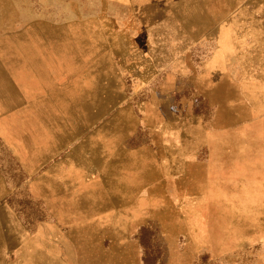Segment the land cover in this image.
<instances>
[{
	"label": "rangeland",
	"instance_id": "rangeland-1",
	"mask_svg": "<svg viewBox=\"0 0 264 264\" xmlns=\"http://www.w3.org/2000/svg\"><path fill=\"white\" fill-rule=\"evenodd\" d=\"M0 18L103 94L70 104L69 195L0 145V264H264V0H0Z\"/></svg>",
	"mask_w": 264,
	"mask_h": 264
},
{
	"label": "crops",
	"instance_id": "crops-1",
	"mask_svg": "<svg viewBox=\"0 0 264 264\" xmlns=\"http://www.w3.org/2000/svg\"><path fill=\"white\" fill-rule=\"evenodd\" d=\"M26 24L19 20L8 27L0 18V145L12 153L14 161L32 160V163H16L15 167L47 169V180L57 185L61 193L69 195L72 189L85 183L87 168L81 154L85 148L82 144L85 143L86 117L78 112L73 118L78 121V128L72 127L70 104L100 103L101 78L96 68L89 74L86 63L81 68L78 55L76 63L71 64L69 50L39 46L36 27ZM232 37L230 32L224 31L220 54L224 64H227L226 55L231 54L226 52V46ZM41 40V44L49 42L48 37ZM234 45L235 51L240 49V43ZM263 82L262 79L261 88H264ZM261 97H264V89ZM34 117L37 130L30 127ZM0 167L12 165L0 163Z\"/></svg>",
	"mask_w": 264,
	"mask_h": 264
},
{
	"label": "bare ground",
	"instance_id": "bare-ground-1",
	"mask_svg": "<svg viewBox=\"0 0 264 264\" xmlns=\"http://www.w3.org/2000/svg\"><path fill=\"white\" fill-rule=\"evenodd\" d=\"M235 152V151H234ZM97 155V154H96ZM98 156H99V154H98ZM94 159V158H93Z\"/></svg>",
	"mask_w": 264,
	"mask_h": 264
}]
</instances>
